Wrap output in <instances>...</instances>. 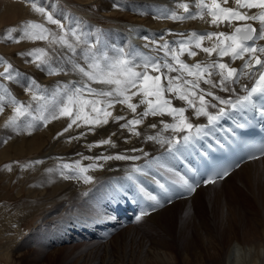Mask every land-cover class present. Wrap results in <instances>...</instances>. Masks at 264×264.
Instances as JSON below:
<instances>
[{
    "label": "bare ground",
    "instance_id": "bare-ground-1",
    "mask_svg": "<svg viewBox=\"0 0 264 264\" xmlns=\"http://www.w3.org/2000/svg\"><path fill=\"white\" fill-rule=\"evenodd\" d=\"M123 1H125V3H123ZM127 1L114 0L113 1L114 3L113 2L111 3L110 0H108L107 4L105 3L104 5L103 3L102 5L103 7L106 8V10H109L108 12H114L115 14L118 15V17H121L125 20L124 21L118 19L119 25H117L116 29H114L113 31L116 33H120V35L122 36L121 37L120 35H118L119 37L115 36L116 39L112 42V44L111 45L110 43L108 44L110 45V48L108 49L102 48L101 50L102 52H111L112 53L111 56L113 57L121 56L122 53L120 50L123 49V55L130 54L129 55L130 59H134L137 64H142L144 58L163 59V51L158 50L157 44L151 43L152 40L157 41L158 44H162L163 42L166 41L179 42L181 40H184L192 32H197V33H205L209 31L231 32L232 27H229L228 25H220V26L210 25L207 22L208 18L184 19V20H172L166 18L165 14L167 16H170L173 12L177 13L178 15H184L183 8L179 7V5L182 3H189L193 10L192 14L196 15V12L199 9L196 7L194 0H146L147 4L145 2H142L145 4L140 10H135V8L138 7L139 6L138 3L141 2H135L134 4H130ZM114 5H118V7ZM224 6L235 7L234 0H230L229 4ZM136 11H138V14L137 15L133 14ZM251 11L252 13L255 14L259 10L253 9ZM146 18L148 21H146ZM116 19L117 18H115L114 20ZM63 20L64 18L62 19V21ZM142 22L144 24H142ZM77 23H75V25H77ZM145 23H149L151 27H145L144 26ZM256 23L259 28V22ZM66 24L68 23L66 22ZM234 24L235 22L233 23V25ZM65 26L67 27V25ZM68 27H71V25H69ZM120 30L121 32H119ZM145 37H148L149 39L146 40ZM69 39L73 40L71 36H69ZM87 39L88 36L86 37V40ZM212 42L213 41L205 40L203 42V46L209 47L211 46ZM256 43L257 45L264 46V40H257ZM59 48L61 54L63 55V59H60L61 60L60 67L63 69V71L59 72L60 77L58 79V86L54 84L55 86L47 90L45 89L44 91H40L38 89V86L32 89V91H35L37 93L38 97L41 96L46 97V99H44L46 103L43 102L45 103L44 107H41L39 105V102L41 103L42 99L38 98L37 100H33L32 91H30L31 97L30 99L28 97L29 103L26 105L29 106L30 114H27V116L24 115V117L23 116L20 117V119L23 120L24 125L14 126L15 127L13 132L14 135L10 132L13 136L8 137L9 140L7 147H5L4 145L5 147L4 150L0 149V159H1L5 156V153L8 155L10 151H13L15 154H20L25 150H27L28 152L36 151L40 147H42V154L39 155L37 154L38 156H36L35 158L43 157L44 162H41L40 160H36V161H40V163L38 164L36 163V166L40 170L41 169L43 170L40 171L41 172L40 175L35 177L38 179L34 178L33 184L34 185L43 184V186L45 187L44 188L42 187L43 189H41L40 186H38V188H40L39 191L38 189H36L37 187L36 185L35 186L31 185L32 187L30 186L31 187L30 193H32V195L35 196L36 198L37 197L40 198L39 196L41 197L44 195L46 196V194L48 193L50 194L52 193L54 195L57 193L54 200L57 198V196H59L58 192L61 189L63 191H67L68 194H72V190H76L79 186L78 185L79 178L76 179L73 178L74 180L70 178L67 180V182H65L62 178H59L58 171L55 168L56 166L54 167V155L58 153H61V155L67 153L66 155L73 156L76 151H82L84 145H86V147L89 144L92 145L90 141L96 140V138L89 137L90 135L84 138L82 137L83 135H81V132L79 130L84 129L83 123H82L83 125L80 127H76L74 125L67 132H64V129L67 127V124L69 122L68 119L65 117H59L58 112L56 113L58 118L52 119L51 115H49L48 113V109L52 107V104L60 99L62 89L71 87L72 84L78 85L79 83L83 82V78L81 77V75L78 72H74L71 67L72 63H81V64L85 63L83 53L81 52L79 56L73 57L72 61L69 62L67 55L68 54L70 55V53H68V51L64 48L61 47ZM193 50L197 51L196 56H188L187 54H183L180 56V59L188 64H195L198 61L210 62L211 60L216 59L215 56L209 57L207 56V54L203 53L199 49H193ZM222 62L228 63L231 66H235L236 68L241 69L242 71H246L245 69H243L244 61L241 59L232 60L230 57H224ZM137 70H141V69H137ZM170 75H176V73H171ZM212 78L213 80H218L219 76L214 75ZM250 80L251 79H248L246 76L240 75L235 84L230 83L228 85V89H229L228 91H223L219 87L213 89L211 88L210 85L204 84L203 82H201L200 87L207 91H213L215 95L220 96L222 99L233 100L234 98L240 96L244 92V85L248 84ZM48 85L49 83H47V86ZM93 87L100 88L102 86L98 84H94ZM20 93L22 92H18L17 94ZM138 99L139 98H134L133 102H138ZM206 99L210 103L217 105L216 108L208 107L207 108L208 112L214 113L218 111L220 107H227V105L219 104V102L213 100L212 97H206ZM8 103L10 104L9 105L10 108L11 107L13 108V105L10 102ZM173 104L176 107H185L187 109L185 115L188 117L189 122L193 124L200 123L203 116L200 117L195 116L194 109L189 107L184 101L173 99ZM197 105H198V100H197ZM144 108L145 105H141L137 109V111L142 112ZM109 111H112L117 115L125 116L127 119H132L134 117L133 113H131L129 110H127L125 107L121 105H116L115 108L109 109ZM41 114H44L47 117V122H44L40 119H36V117L41 116ZM161 120L167 123L174 122L170 116L161 117L159 115L157 116L150 115L143 119L142 124L136 126L137 130L141 133L139 136L132 134L127 129H122L120 127V124L125 123V121H119L118 126H116L118 129V134L114 133V135H116L115 142L111 145L109 151L106 150V153H108L107 155L115 156L120 154L126 156H138L139 159L137 160L112 159L107 161L105 160L100 161V162H104V164L109 163V169L102 177L101 183H99L101 186H103L105 193L103 197L97 195V198H95L94 204L97 210L96 211L93 210L91 216L89 215V217L87 213L85 214L86 217L68 216L67 213H69L68 211L70 210V207L76 204L75 203L76 199L70 198V196L67 195V193L63 192L56 200H63L62 198H66V197L70 198L69 201H67V203L65 202V204L61 207V211L65 209V213L62 216L57 215V217L54 218L47 216L41 218L42 223L37 225L33 229V231L24 234V237L19 236L21 238L19 239L20 241H18L16 244H13V246L8 245L7 247L5 246V248L3 247L2 248L3 255H5L6 257V258L4 257L5 260H3L5 264H7L6 259L10 260L9 264H22V260L24 261V259L28 257L30 259L31 254L32 255L36 254L35 260L32 262V264H52L53 260L57 257L60 258L62 256L61 254L63 253H64L63 254L64 258L62 259L64 261L63 264H98V263L114 264L113 259L115 257L112 259V253L107 249L108 244L103 246L104 247L103 251H105L104 254L108 255V257H106L107 259L105 260V262L104 260L102 261H97L98 259L96 260L95 258L96 254L94 255L92 251L93 249L89 252L85 250H81L76 253L73 251L69 252L68 250L73 249V247L75 248L76 245L74 244H76L77 241L83 238L87 239V237L89 238V235L94 237L93 238L94 242H97V239L99 240L104 239L107 236L106 234L110 233L109 231L111 229L113 230L115 227L123 223L125 220L129 222L128 219H130L133 216L131 210L136 206V204L131 199H129V195H130L129 192L132 188L134 190V188L139 185L137 182L139 178L141 179L140 184L147 186V188L148 187L152 188V186L154 185L158 186L156 181L160 182V179L157 178L158 170L153 168L159 167L164 174L167 173L172 175L174 173V170L176 168V164L173 160L174 153H170L167 150L168 146H166V144L162 145L159 142L147 140L146 137L150 135H156L159 132L161 135V139L170 140L175 136H182L183 134L186 133L182 134V133H176L172 130H164L160 123ZM152 124H156L157 127L151 128L150 125ZM29 125H31V127H29ZM96 126L98 127L99 125L88 126V127H91L92 128L91 131L93 132L96 129ZM101 127L105 128L103 137L109 136L111 128L106 125H101ZM3 131L4 130H2V132ZM87 133L90 132L88 131ZM7 134L10 135L9 133ZM97 134L98 133H96V135ZM72 137L73 139H70L69 143H67L68 142L67 140ZM1 140L2 138H0V142ZM116 142H118V145H116L117 144ZM0 145L3 146L2 144ZM8 146L9 147L12 146L11 147L12 149L8 148ZM91 148L90 150H92ZM101 148L103 149V147ZM133 149H136V151H133ZM92 151L94 152L95 150ZM145 152L148 154L147 156L144 155ZM75 156L74 158H76ZM85 158L87 159L86 156L83 159ZM134 166L140 167L145 172L148 173V175L135 174L137 176L135 183L128 179V176L131 173V170ZM30 167H31L30 172L32 173V175H34L35 172H38L34 169L32 165H30ZM95 168L91 169V172L93 171V174L97 173V172L94 173L95 171H97L95 170ZM169 169H171V171H169ZM153 170H155V172H153ZM234 176H236L235 179H233ZM74 177H77V175ZM47 187H49L48 188V190H50L49 192H46L45 188ZM216 187L217 188L221 187V188L216 193L209 194L207 196V199L204 201L203 199L200 198V192L201 193L202 191L209 192L211 191L212 188H216ZM153 195H156L158 198H160V202L164 203L165 201L163 200L164 191L162 189L154 190ZM175 197L177 196H173L172 198ZM46 204H50V203H46ZM153 204H154L153 202H149L148 206ZM175 206L182 207L185 211H187V213L189 212L188 213L189 215L193 216L192 219L197 221L201 231L200 232L201 235L197 239H202L203 237L205 241L208 240L207 243L204 242L202 243L201 240V241H195L191 245L185 246L183 250V252L185 253V257H184L185 262H182V264H190L187 257V253L190 252L197 253L195 255L196 258L195 260L197 261H201L204 257L203 255L207 254V259H209V261L212 264H264V219H263L264 156L256 160L244 163L243 165L239 166V168L232 171L222 181H215V183H213L212 185H207L206 187H199L192 193V195H189L188 198L179 199V202H175V203L172 202V204L169 206L164 204H161V206H155L157 210L154 213H152L149 219H145L141 221L151 220L155 222L158 217L157 215L161 214V216H164L163 213L169 214L171 211L175 210L174 209ZM158 207H162V209H159ZM163 211H167V212H163ZM154 224L160 226L158 223H154ZM2 229L4 230L5 234L7 232L6 236L8 237L15 236V234H13V230H10L7 226L0 225V230ZM103 230L106 231L104 232ZM98 232H101L102 235L99 236ZM248 238L249 241H246L248 243H244L243 240L244 239L246 240ZM109 242H111V240ZM24 246L33 247L32 248L33 251H29L28 255H26L27 251L26 253H23L21 250V248ZM51 247H59V248L53 250H47L50 249ZM165 249L168 251V253H163L161 259H159L158 256L155 257L156 258L155 260L157 262L156 264H170L176 261V260L170 261L167 259L168 257L166 258V255H169V258L173 259L172 255H174V251L170 250L169 247H165ZM45 251L48 253L46 257L43 258V254L45 253ZM33 258L34 257H32V259ZM122 259L127 261V258L124 255H122ZM126 263L127 262H125V264ZM198 264H203V261H201Z\"/></svg>",
    "mask_w": 264,
    "mask_h": 264
},
{
    "label": "snow or ice",
    "instance_id": "snow-or-ice-1",
    "mask_svg": "<svg viewBox=\"0 0 264 264\" xmlns=\"http://www.w3.org/2000/svg\"><path fill=\"white\" fill-rule=\"evenodd\" d=\"M196 7L199 9L196 15L192 14V7L189 3H182L179 7L184 10V15H178L173 12L166 18L172 20L184 19H207V22L212 26L228 25L232 27L231 32L225 31H209L205 33L192 32L184 40L179 42H163L158 44L157 41L152 40L151 43L157 44L158 50L163 51V59L161 58H144L142 64H137L134 59H130L129 55H122L113 57L107 52H102L99 48V41L96 43H87L83 39V34L76 28H71L64 25L61 19L54 18L52 12L45 7H37L32 5L35 11L44 15L45 20L51 24H55L60 29L61 35L57 36L51 32L43 24L34 21H28L21 25L19 29L21 38L30 40H47L51 37V43L59 45L70 53L68 61L80 55L79 45L86 44L83 50L85 63H72L71 67L74 72H78L83 78V82L72 84L71 87L61 90V97L58 101L52 104L48 109L49 115L52 119H57L56 113L59 117L68 119L67 127L64 132H67L74 125L81 126V122L86 126H95L108 124L110 121H125L120 124L122 129H127L132 134L139 136L141 133L136 126L142 124L143 119L148 116H170L173 123H167L161 120V125L164 130H172L176 133H186L182 136H175L172 139H161L158 132L156 135L147 136V140L156 141L167 144V150L170 153L179 152L181 148H187L195 143L200 142L201 139L209 137L215 130L218 122L222 117L228 116L229 111L226 107H220L215 114L207 111L208 107L216 108L217 105L210 103L206 97H212L213 100L218 101L221 105H231L235 110L247 112L252 109L254 112L264 117V46L257 45V40H264V0H234L235 7H228L224 5L229 4V0H194ZM117 6L118 5H114ZM259 10L257 13H252L251 10ZM252 22H259V28L254 27ZM235 22V26L233 23ZM243 22V23H241ZM17 31L16 29H9V32ZM171 31V30H169ZM69 36L73 40L69 39ZM12 39L11 35L5 37ZM148 40V37H145ZM205 40L213 41L211 46H203ZM19 42V41H17ZM199 49L209 57L215 56L216 59L210 62H197L195 64H188L180 59V56L187 54L188 56H196ZM29 56L35 55L37 67H48L49 74L56 71H63L62 68L50 67V58L45 49H34L28 53ZM224 57H230L232 60L241 59L244 61L242 71L238 68L231 67L228 63L222 62ZM12 66L9 64L5 67L3 72H0V77L5 80L17 79L11 71ZM141 69V70H137ZM155 73V74H153ZM176 73V75H170ZM218 75V80H213V76ZM240 75L246 76L248 79L255 78V82L249 89L244 85V90L247 95L240 97L235 103L231 99H222L220 96L214 94L213 91H207L200 87L201 82L210 85L215 89L219 87L223 91H228V85L235 84ZM94 84L102 87H93ZM35 86H30L25 91H32ZM46 99V97H38L35 91H32V99ZM55 98V96H54ZM134 98H139L138 102H133ZM173 99L184 101L189 107L194 109V114L197 117H207V124H193L189 122L185 115L187 109L185 107H176L173 104ZM260 100V106L256 107L257 100ZM198 100V105H197ZM10 102L13 105V115L9 116L5 121V127L16 126L17 120L24 115L30 114L29 106L16 100L15 97L0 85V112L4 111L6 103ZM116 105H121L134 114L132 119H127L125 116L113 115L109 109L115 108ZM145 105L142 112L137 109ZM44 122H47V117L44 114L36 117ZM31 127V125H29ZM151 128H156V124L150 125ZM238 128H244L245 124L237 125ZM194 129V131H193ZM91 131L92 128L89 127ZM229 131L235 132V129ZM60 135V134H58ZM83 135V133H81ZM110 139H104L98 142V145H110ZM219 145L220 142L217 141ZM93 145H89L92 147ZM221 147L223 145H220ZM136 151V149H133ZM260 154L264 156V148L260 149ZM145 156L148 154L145 152ZM254 157H249L253 159ZM96 160H137L138 156L126 155H102L95 157ZM35 163H40L36 161ZM72 164L65 163L61 166L63 170L72 171L78 174L77 177H70L61 171V176L65 179L79 178L84 183H91L93 177L85 175L89 168L102 167V165L90 164L86 167L80 166L79 161ZM239 166L238 164L236 165ZM51 171V170H49ZM171 171V169H169ZM135 174L148 175L140 167H133L128 176L130 181L135 183L137 176ZM179 176V184L185 191H195L192 183L184 176ZM227 170L222 173H216L215 178L204 179L205 185L215 183L216 179H223L228 176ZM158 187L165 193L169 189L165 184L156 181ZM175 183V182H174ZM138 192L142 194L147 200L154 202L152 210L155 206H161L160 199L156 195L147 193L145 189L140 186ZM168 203H171L169 198ZM145 211H141L140 215L136 216L139 221L145 215Z\"/></svg>",
    "mask_w": 264,
    "mask_h": 264
},
{
    "label": "rangeland",
    "instance_id": "rangeland-1",
    "mask_svg": "<svg viewBox=\"0 0 264 264\" xmlns=\"http://www.w3.org/2000/svg\"><path fill=\"white\" fill-rule=\"evenodd\" d=\"M107 1L108 0H0V72H3L5 67L10 64L12 66L11 68L12 74L14 76H18L17 79H13L11 81L5 80L3 77H0V85H2L3 88H6L7 91L11 94V96L15 97L17 101L22 102L24 105H27L29 103V99L31 97V92L25 91L26 88L34 85L35 87L38 86V89L40 91H44L45 89L46 90L50 89L55 85L58 86V79L60 77V74H59L60 71L54 72L55 74L54 73L49 74L48 67H37L35 55L29 56L28 53L32 52V50L34 49L43 48L46 50L50 58V61H51L50 67L53 69H55L56 67L61 68L60 59H63V55L60 52V48H59L60 46L57 44L51 43V37H49V39L47 40H30L27 38H21V33L19 29L21 28V25L27 23L28 21H34L36 23L43 24L46 28L51 30V32L55 33L57 36L61 35L60 29L58 28V26L47 22L43 14L33 9L32 7L33 4H35L37 7L47 8L50 12L53 13L54 18L61 19V20L64 18L62 22L64 23V25H67L66 28H68L69 25H71V28H76L79 32L83 34V38L87 43L92 42L94 44L98 40L99 41L98 46L102 50V48H105V49L110 48V45L116 39V37H119L118 35H120V33H116L113 31L114 29H116L117 25H119L118 19L124 20L123 18L118 17V15L115 14L114 12H108L109 10H106V8L102 6L103 3L104 5L105 3L107 4ZM113 1L114 0H110L111 3ZM127 2H129L130 4H134L135 2H141V3H138L139 6L135 8V10H140L143 7V5L146 3V0H139V1L130 0ZM142 2H145V3H142ZM123 3H125V1H123ZM133 14L137 15L138 11L134 12ZM115 18L117 19L114 20ZM146 21H148L147 18H146ZM66 22L68 24H66ZM75 23H77V25H75ZM142 24L144 23L142 22ZM144 26L151 27L149 23H145ZM9 29H16L17 31H13L10 33ZM119 32H121V30ZM8 35H11L12 39H6L5 37ZM87 36H88V39H87L88 41L86 40ZM121 36L122 35H120V37ZM109 43L110 45H108ZM83 45L81 44L79 45L80 47L78 50L80 51V53L81 52L83 53V50L86 47V44L84 45L85 47ZM107 53H109L110 55L112 54L111 52H107ZM67 57H69V54L67 55ZM36 82L38 83L40 82V83L38 84ZM47 83H49L48 86H47ZM44 84L46 85V87ZM17 91L22 92L20 93L21 95L17 94L18 93ZM25 99L28 101H26ZM43 102L46 103L44 99H42L41 103L39 102V105L41 107H44L45 105V103ZM9 105H10L9 103H6L4 106V111L0 112V138H2L0 144L3 145V146L0 145L1 150H4V148L7 147L8 140H9L8 137L14 135L13 132H14L15 127H5L4 126L7 118L13 115V111H12L13 108L12 107L10 108ZM113 115L115 116L117 114L113 113ZM18 120L16 122V126L24 125L23 124L24 122L22 119H20L19 121ZM109 123L106 124V126L110 127L111 131H110V135L107 137H103L105 128L101 127V125H99L98 127L96 126V129H95L96 131L94 130L93 132L90 131L89 127L86 125L83 126L84 129L79 130L81 133H83V136H82L83 138L89 135H90L89 137L91 138H96V140L90 141V143H92L93 145L92 148L91 147L90 148L92 150H95L94 152L90 150L89 148L90 144H89L87 146L88 150H87L86 145H84L83 146L84 148L82 147L83 150L76 151L73 156H68L66 155L67 153H64L62 155L61 153H58L61 156H59L58 154L54 155V167L56 166L55 168L58 171L59 178H62L65 182H67L68 179H65L61 176V171H64L65 175H69L71 177H74L76 175L78 176V174L75 172L63 170L61 166L65 163L72 164L73 167H75L74 162L77 160L79 162L81 161L80 166H83V167H86L87 165H90V164L102 165V167L98 166L95 168V170L97 171H95L94 173L97 172L96 174H93V171L91 172L92 168H89L87 170L86 172L87 174L84 173L85 175L92 176L94 182L92 181L91 183L86 184L83 182L82 179H79V183H78L79 186L76 190H72V194H68L67 191H63L62 189L58 192L59 196L64 192V193H67V195H69L70 198L76 199V202H75L76 204L74 203L75 205H72L70 207V210L68 211L69 213H67L68 216L86 217L85 215L86 213L88 214V217L89 215L91 216L93 210L94 211L97 210L94 204L95 198H97V195L101 197L104 196V193H105L104 188L99 183H101L102 177L104 176L106 171L109 169V163L104 164V162H100V161H103L102 159L96 160L95 157H99L103 155L104 153H106V150L109 151V149L111 148V145L115 142L116 135H114V133L118 134V129L116 127L118 126V122L110 121ZM82 125L83 124L81 122V126ZM102 125H105V124H102ZM2 130L4 131L2 132ZM88 131L90 133H87ZM7 133H9L10 135H8ZM96 133L98 134L96 135ZM4 137L5 138L7 137V138L5 139ZM70 139H73V137L69 138L67 140L68 141L67 143H69ZM97 139L99 141L103 139H110L112 141V144L98 145ZM6 140H7V143H6ZM116 143H117L116 145H118V142ZM11 147L8 146V148L12 149ZM101 147H103V149ZM104 147H107L108 149ZM98 150L99 152L100 151L101 152L99 153ZM59 151H62V150H59ZM37 154L38 155L42 154V147H40L36 151L28 152L27 150H25L20 154H15L13 151H10L8 155L5 153V156L0 159V225L7 226L10 230H13V234H15V236L8 237L6 236L7 235L6 230H5L6 234L4 233L3 229L0 230L1 231L0 232V264H5L3 260H5L6 257L5 255H3V251H2L3 247L5 248V246L7 247L8 245L13 246V244H16L18 241H20L19 240L21 239L20 237H24V234L33 231V229L37 225L42 223L41 218L45 216L53 217V218L57 217V215L62 216L65 213V209L61 211V207L65 204V202L67 203V201H69L70 199L69 197H66V198H62L63 200H56L59 197L57 196V198L54 200L57 193L55 195L52 193L51 194L48 193L46 194V196L44 195L42 197L39 196L40 198L38 197L36 198L35 196L32 195V193H30L31 187H32L31 185H34L33 184L34 178L40 175L41 173L40 171L43 170V169L40 170L36 166V163H35L36 160H40L41 162H44L43 157L35 158L36 156H38ZM107 154L108 153L104 155H107ZM74 156L76 158H74ZM85 156L87 157V159L85 158L87 161L83 159ZM30 165H32L34 169L38 171L39 173L35 172V174L32 175V173L30 172L31 170ZM97 168H99L100 170ZM153 169L161 170L159 167L153 168ZM235 178L236 176H234L233 179ZM35 179H38V178H35ZM36 186H37L36 189H38L39 191H40V188L43 189L45 187L43 186V184H39ZM38 186H40V188H38ZM48 188L49 187L45 188L46 192L50 191L48 190ZM220 188H217V187L212 188L211 191L209 192L202 191V193L200 192V198L203 199L204 201L207 199V196L209 194L216 193ZM88 198H89V201H88ZM175 202H179V200L174 201V203ZM46 203H50V204H46ZM162 207H158V208L162 209ZM174 209L175 210L171 211L169 214L163 213L164 216H161V214L157 215L158 217L155 222L151 220L141 221V220L149 219V217L152 214L147 216L148 218L145 217L144 219H141L134 223H131V221H129V223L125 221L121 223L120 225H118L117 227H115L113 230L111 229L109 231L110 233L106 234L107 235L106 238L100 239V240L97 239V242H94L93 241L94 237L89 235V238L87 237V239L83 238L77 241L76 244H74L76 245V247L75 248L73 247V249H70L68 251L69 252L73 251L76 253L81 250H85L89 252L93 249L92 251L94 255L96 254L95 255L96 260L97 259H98L97 261L104 260L105 262V260L107 259L106 257H108V255L104 254L105 251H103L104 250L103 246L108 244L107 249L108 251L112 253V259L115 257L113 259L114 264L116 263L125 264V262H127L126 264H156L157 262L155 260L156 259L155 257L158 256L159 259H161L163 253H168L165 247H169L170 250L174 251V255H172L173 259L169 258V255H166V258L168 257L167 259L170 261L176 260L175 262L170 263V264H182V262H185L184 261L185 253L183 252L185 246L191 245L195 241H201V240H202V243L203 242L207 243L208 240L205 241V239L202 236H201L202 239H197L201 235L200 226L198 225L197 221L192 219L193 216L188 214L189 212L187 213V211H185L180 206H175ZM163 212H167V211H163ZM263 219H264V213H263ZM154 223H158L160 226ZM196 225H197V228H196ZM103 231L105 232L106 230H103ZM98 234L99 236L102 235L101 232H98ZM110 240L111 242H109ZM246 241H249V238L246 240L245 239L243 240L244 243H248ZM163 244L165 247L163 246ZM32 248L33 247L31 246H28V247L24 246L21 248V250L23 253H26L27 251L26 255H28L29 251H33ZM57 248L59 247H51L50 249H47V250H53ZM152 252H155V253H152ZM47 253L48 252L45 251V253L43 254V258L46 257ZM63 254H61L62 256L59 255L61 256L60 258L59 257L55 258L52 264H63L64 263V261L62 260L64 258ZM196 254L197 253H194V252L187 253V257H188L190 264H198L201 261H203V264H212L209 261V259H207V254L203 255L204 257L201 261L195 260ZM122 255H124L127 258V261L122 259ZM30 256H31L30 259L28 257V258H25L24 261L22 260V264H32V262L35 260L36 254H33V255L31 254ZM32 257L34 258L32 259ZM6 260H7V264H9L10 260L9 259H6Z\"/></svg>",
    "mask_w": 264,
    "mask_h": 264
}]
</instances>
